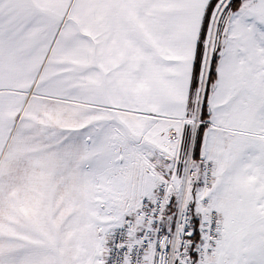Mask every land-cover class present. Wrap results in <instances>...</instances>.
Returning <instances> with one entry per match:
<instances>
[{
    "label": "snow or ice",
    "instance_id": "1",
    "mask_svg": "<svg viewBox=\"0 0 264 264\" xmlns=\"http://www.w3.org/2000/svg\"><path fill=\"white\" fill-rule=\"evenodd\" d=\"M0 264H264V0H0Z\"/></svg>",
    "mask_w": 264,
    "mask_h": 264
}]
</instances>
